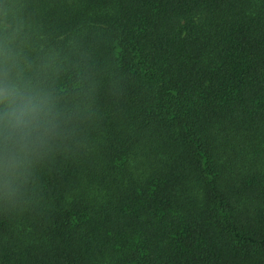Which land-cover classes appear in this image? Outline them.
I'll use <instances>...</instances> for the list:
<instances>
[{
    "label": "trees",
    "instance_id": "1",
    "mask_svg": "<svg viewBox=\"0 0 264 264\" xmlns=\"http://www.w3.org/2000/svg\"><path fill=\"white\" fill-rule=\"evenodd\" d=\"M0 69L54 114L0 264H264V0H0Z\"/></svg>",
    "mask_w": 264,
    "mask_h": 264
},
{
    "label": "clouds",
    "instance_id": "2",
    "mask_svg": "<svg viewBox=\"0 0 264 264\" xmlns=\"http://www.w3.org/2000/svg\"><path fill=\"white\" fill-rule=\"evenodd\" d=\"M53 122L50 95L0 69V164L11 168L22 163Z\"/></svg>",
    "mask_w": 264,
    "mask_h": 264
}]
</instances>
